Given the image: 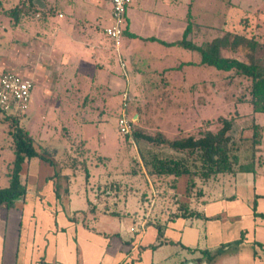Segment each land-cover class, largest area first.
<instances>
[{
  "label": "crops",
  "instance_id": "obj_1",
  "mask_svg": "<svg viewBox=\"0 0 264 264\" xmlns=\"http://www.w3.org/2000/svg\"><path fill=\"white\" fill-rule=\"evenodd\" d=\"M27 2H33L39 10L26 20L25 30L19 29V25L12 28L8 48L9 53L14 52L12 47L24 43L23 61L19 67H12L13 63L4 68L0 66V75L16 71L31 79L34 88L35 83L40 84L43 105L53 108L52 115H59L56 119L61 123L57 124L81 122L71 109L83 107L86 113L87 110L94 113L93 104L84 105L80 102L81 96L97 98L104 93L102 96L108 104V97L116 89L123 97L125 94L149 96L147 84L143 86L149 80L167 79L188 91L195 88L196 81L199 84L206 80L199 77L195 81L193 74L187 70L180 73L178 69L181 65L188 66L193 53L179 45L181 19L178 13L173 15L175 0H131L124 37L119 47L114 43L118 68L124 69V74L114 69L111 41L105 35L112 21L110 0ZM159 34L163 35L162 42L155 45L152 40H158ZM54 82L59 83V88H55ZM62 108L70 116L66 110H59ZM83 121L93 123L94 119ZM24 122L31 134V115ZM51 123L54 122L45 124L47 129L54 128ZM1 126L0 187L3 188L8 185L6 173L13 154L8 147L9 137ZM63 129L68 127L63 125ZM72 135L81 138L78 134ZM46 142L43 145L37 140L36 144L40 150L55 148L54 154L56 150L57 154L52 158L57 163L63 156L62 146L68 142L59 140L55 145L50 140ZM34 159L39 164H48L49 171H31ZM34 159L25 163L21 171L25 195L12 208L0 206V264H264L263 166L256 174H220L209 182L199 203L201 217L167 221L162 216L152 220L147 214L140 218L136 212L126 225L118 209L115 211L118 214L92 210L90 202L99 203L94 196L82 199L83 188L85 192L89 189L82 172L72 174L67 169L60 170L59 165L55 167ZM101 171L92 169L93 174ZM71 187L78 188V199H63V193H70ZM184 189V183H179L178 194L182 200H186ZM89 214L94 223L89 221ZM114 215L120 224L112 221L109 230L104 225L95 227L97 222H105Z\"/></svg>",
  "mask_w": 264,
  "mask_h": 264
},
{
  "label": "rangeland",
  "instance_id": "obj_2",
  "mask_svg": "<svg viewBox=\"0 0 264 264\" xmlns=\"http://www.w3.org/2000/svg\"><path fill=\"white\" fill-rule=\"evenodd\" d=\"M3 2L5 7L8 8H11L13 5V0L12 2L10 0L9 2L3 0ZM175 5L176 7L173 10V15L178 13V17L181 19L180 24H178L180 25L181 40L184 37L187 28L186 25H188L187 22H182L185 20L196 25H201L202 27H209L220 31L228 30L245 33V35L250 38L254 35L264 44V0H175ZM111 18L112 21L110 25L113 24L112 15ZM125 23L126 16L124 19V26ZM183 27L185 30H183ZM195 27L194 30H196ZM11 32L12 28L8 21L3 19L0 24V56L2 57L0 66L2 68H4V66L8 67L11 63L14 64L12 67H15V65L19 67L21 66V60L23 61L24 58V43L12 47V49L15 50L14 52H8L10 39L12 37ZM105 35L106 38L111 41L112 52H110V55H113L114 57L112 63L114 64V69H116V72H119V74H124V69L118 68L120 67L117 55L118 52L117 49H115L114 41L111 40L106 33ZM157 38L158 40H152L153 42H156L155 45L162 42L163 35L159 34L157 35ZM208 38L210 39V37ZM242 49L243 48H239L237 57L246 60ZM263 54L264 49L259 51L258 56ZM198 58L199 56L197 53L196 55L193 53V60L191 61L192 65L187 64V67L186 65L183 67L181 65L178 68L180 69V73L186 72L187 70L188 73L193 74V79H195V81L199 77H206L204 82L198 84V81H196L195 88L192 90L188 91V89L185 88L181 89L167 79L162 82L149 80L147 83H144L143 86H145V84L148 86H146L145 89H148L149 92L147 93L149 96L144 95L142 97H135V106H130L132 110L131 113L127 111L130 119H134L133 131L134 129H141L153 135L162 132L167 138L172 139L183 132L192 133L205 128V126L214 127L216 120L221 116L236 117V119L237 116L239 117L236 107L237 101L239 98L247 95V82L240 83L239 79H234L230 82V76H225L227 74H218L216 71L209 73L210 69L208 70V73H202L199 71L200 66H197V63L199 62ZM33 67L34 65L31 63V69ZM54 83L55 88H59V83ZM35 85L31 100V109L27 110L23 116L19 117V120L23 125V123H25L24 119L31 115V135L36 141L38 140L40 144L45 145L48 143L46 141L50 140L51 145H55L59 143V140L66 141L68 139V145H63L61 148V152L63 153L64 151H68L70 146V149H73L72 134H78L81 136L82 141L86 143L85 147L84 143L83 145L81 144V149L83 151H85L84 149H88L93 153H99V155L103 157H110L108 158L107 166L104 169L101 167L99 170H102L105 175H112L109 180L113 179L114 181H117L118 184L120 183L119 193L121 194V200L118 202L116 200L118 208H115L114 202L112 201H109V204L106 202V204L100 202L96 205V208L102 210L106 205H109L108 207L111 208L114 206L112 211L118 209V212L123 214V224L125 223L126 225H128V221H131L130 218L136 215V212L140 215V218L146 213L152 220L160 219V217H162L160 214L161 209L163 207L165 208L167 205L162 202L163 200L159 195L160 193H165L168 186L165 184L162 185L156 177L147 173L139 154L138 143L134 141L131 136L130 140H128L125 138V135H122L119 132L118 119L122 115L123 94L119 93L118 89H116L117 92L115 91L111 97H108V104H106L107 98L102 96L104 93L97 98L81 96L80 102H83L84 105L89 106L93 104L95 107L93 110L94 113L89 110H87L86 113L83 107L71 109L73 110L72 114L77 116L79 120L81 119V122L79 124L72 121L69 123L62 122L65 128L68 127V129H63L62 124H57L61 123L56 119L59 115H52L51 110L53 108L49 109L47 104L46 106L43 105L42 87L38 83H35ZM49 87L51 88L50 83ZM84 100H87V102L84 103ZM83 104L81 103V105ZM41 105L42 107L39 108ZM59 110H66L68 116L71 114L65 108ZM96 111L109 113L102 117L103 120H98ZM248 111L250 110L245 109L243 111L242 116L237 119L235 125V138L242 146V162H245V158L249 155L253 136V130L251 127L254 122H257L261 126L260 132L263 138V143L259 148L260 151L257 154L258 156L256 160H261L264 164V114L257 113L251 115ZM62 114L65 116L64 113ZM91 117L94 119L93 123L83 121ZM50 121L54 122L51 123L54 128L47 129L46 127L48 125L45 124L50 123ZM95 121L98 122L95 123ZM40 139L42 140L40 141ZM141 147L145 151L150 148V146H147L145 143H142ZM41 148L43 149V147ZM45 149L47 151H44L51 156L57 154V150L56 154H54L55 148H51L52 150L50 148ZM153 150L157 152L163 151L164 154L171 153L170 150L161 148ZM92 157L93 160H95L94 156ZM38 162L39 161L35 159L31 161V171L33 169H39L41 173H46L47 170L49 171L48 164L44 162H40L39 164ZM134 171L137 172L136 175L132 174ZM261 172L264 173V165ZM70 190V193L67 191L63 193V199L67 200V198H71L73 200L74 197L78 199V192H76L78 188L71 187ZM92 196L93 194L89 189L85 192V188H83V193L81 195L83 200L88 197L92 198ZM84 212L85 211H83V213ZM109 218L108 220L105 219L107 222H97L94 224L95 227L102 228L104 225L105 228L109 230V228L112 229L110 226L112 225V221H117L119 224L121 222L116 215ZM88 219L90 221V214L88 215ZM92 220L93 219H91V223H94Z\"/></svg>",
  "mask_w": 264,
  "mask_h": 264
},
{
  "label": "trees",
  "instance_id": "obj_3",
  "mask_svg": "<svg viewBox=\"0 0 264 264\" xmlns=\"http://www.w3.org/2000/svg\"><path fill=\"white\" fill-rule=\"evenodd\" d=\"M10 1L12 2V0ZM27 1L18 0L16 2L13 0V5L8 8L5 7L3 0H0V24L5 19L11 28L15 29L19 25V29L25 30L26 20L34 17L38 11L33 2L28 3ZM125 31L126 27L124 26ZM179 45L195 55L197 53L199 56L197 66H200L199 69L202 73H208L210 69L209 73L216 71L218 74H227L225 76H230V82L234 79H239L240 83L247 82V95L237 101L239 117L242 116L245 109L250 110L248 112L251 115L264 114V54L258 56L259 51L264 49V44L258 37L253 35L250 38L245 33L220 31L188 21L184 37ZM239 48H243L246 60L237 57ZM187 64L192 65V62ZM134 98L127 96L126 111L129 113L132 111L130 106H135ZM108 113L98 111V120H103L102 117ZM239 117L237 116V119ZM237 119L236 117L221 116L216 120L214 127L205 126L197 132H183L172 139L167 138L162 132L153 135L141 129H134L132 135H125L128 140L131 136L138 143L139 154L147 173L156 177L162 185L168 186L167 191L159 195L162 202L167 205L161 209L160 213L162 216H166L167 221L180 217H201L203 214L199 211V203L205 195V186L220 174H235L237 172L256 174L258 169L263 166L261 160H256L259 148L263 143L260 124L254 122L251 127L253 130L251 149L244 160L245 162H242V146L235 138ZM0 124L5 128L9 137L8 147L13 154V160L6 173L8 185L0 187V206L12 208L15 201L25 195L26 187L21 180V171L25 163L34 158L49 162L55 167L59 165L60 170L67 169L72 174L82 172L96 202L109 204V201H112L116 207L117 202L121 200L120 183L118 184L113 179L109 180L112 175H105L102 171L96 174L92 173L93 168L102 167L104 169L107 166L108 157H103L96 152L91 153L88 149L83 151L81 144L83 145L84 141L80 137H73V149H70V146L68 151L63 152V159L56 163L52 156L39 149L35 138L20 123L19 117L7 116L0 111ZM66 141L68 142V139ZM142 143L150 148L145 151L141 147ZM85 146L86 143H84ZM156 148L170 150L171 153L164 154L163 151L153 150ZM132 174L136 175L137 172L134 171ZM56 176L60 175L56 173ZM179 183L185 185L183 195L186 200H182L178 194ZM90 203L94 210L97 203L93 204L92 201ZM108 206L103 207L101 211L118 214V212L112 211L114 206L112 208ZM262 216L264 217V215ZM159 231L162 233L161 226Z\"/></svg>",
  "mask_w": 264,
  "mask_h": 264
},
{
  "label": "built area",
  "instance_id": "obj_4",
  "mask_svg": "<svg viewBox=\"0 0 264 264\" xmlns=\"http://www.w3.org/2000/svg\"><path fill=\"white\" fill-rule=\"evenodd\" d=\"M131 0H110L112 5L113 24L105 29L106 34L119 47L124 34V19ZM34 83L12 71H6L0 76V111L7 116H23L32 100ZM127 95H124L122 115L118 119L119 132L122 135H131L134 119L127 114ZM143 227V226H142ZM132 231L135 229L132 228Z\"/></svg>",
  "mask_w": 264,
  "mask_h": 264
}]
</instances>
